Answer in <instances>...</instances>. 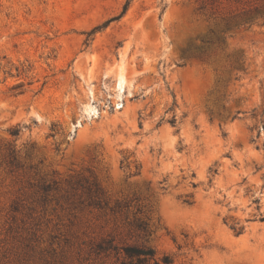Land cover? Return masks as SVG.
<instances>
[{
	"label": "rangeland",
	"instance_id": "obj_1",
	"mask_svg": "<svg viewBox=\"0 0 264 264\" xmlns=\"http://www.w3.org/2000/svg\"><path fill=\"white\" fill-rule=\"evenodd\" d=\"M127 247L264 264V0H0V264Z\"/></svg>",
	"mask_w": 264,
	"mask_h": 264
},
{
	"label": "trees",
	"instance_id": "obj_2",
	"mask_svg": "<svg viewBox=\"0 0 264 264\" xmlns=\"http://www.w3.org/2000/svg\"><path fill=\"white\" fill-rule=\"evenodd\" d=\"M117 18L118 17L108 20L104 24V27ZM217 41L220 42L219 39ZM205 43H209V41H206ZM170 123L175 125L176 117L170 119ZM125 253L129 261L123 262L122 264H152V262L154 264H174V261L170 258V256H165L162 263L156 260V253L153 249H145L143 247H127L125 248Z\"/></svg>",
	"mask_w": 264,
	"mask_h": 264
},
{
	"label": "bare ground",
	"instance_id": "obj_3",
	"mask_svg": "<svg viewBox=\"0 0 264 264\" xmlns=\"http://www.w3.org/2000/svg\"><path fill=\"white\" fill-rule=\"evenodd\" d=\"M120 89H121V85L119 84V86H118Z\"/></svg>",
	"mask_w": 264,
	"mask_h": 264
}]
</instances>
